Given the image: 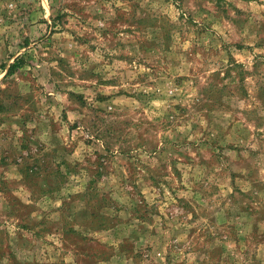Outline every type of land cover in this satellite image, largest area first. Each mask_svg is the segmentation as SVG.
<instances>
[{
  "label": "rangeland",
  "instance_id": "374dc122",
  "mask_svg": "<svg viewBox=\"0 0 264 264\" xmlns=\"http://www.w3.org/2000/svg\"><path fill=\"white\" fill-rule=\"evenodd\" d=\"M0 264H264V0H0Z\"/></svg>",
  "mask_w": 264,
  "mask_h": 264
},
{
  "label": "trees",
  "instance_id": "16d2710c",
  "mask_svg": "<svg viewBox=\"0 0 264 264\" xmlns=\"http://www.w3.org/2000/svg\"><path fill=\"white\" fill-rule=\"evenodd\" d=\"M24 59L23 57L17 56L14 61L9 65L7 75L14 74L17 72L20 68L23 67Z\"/></svg>",
  "mask_w": 264,
  "mask_h": 264
}]
</instances>
